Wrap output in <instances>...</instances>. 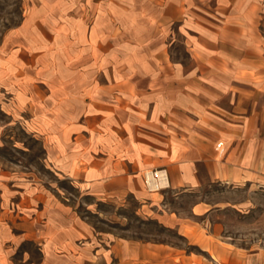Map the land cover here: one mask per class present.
I'll return each instance as SVG.
<instances>
[{
    "label": "crops",
    "instance_id": "0c3cea01",
    "mask_svg": "<svg viewBox=\"0 0 264 264\" xmlns=\"http://www.w3.org/2000/svg\"><path fill=\"white\" fill-rule=\"evenodd\" d=\"M28 1L0 41L2 107L26 112L79 191L132 197L187 248L97 234L46 185L12 181L21 199L0 224V264H32L14 259L24 241L40 247L34 264H264V247L216 238L167 201L206 184L264 187V0ZM154 169L168 187L150 193L141 175Z\"/></svg>",
    "mask_w": 264,
    "mask_h": 264
},
{
    "label": "rangeland",
    "instance_id": "374dc122",
    "mask_svg": "<svg viewBox=\"0 0 264 264\" xmlns=\"http://www.w3.org/2000/svg\"><path fill=\"white\" fill-rule=\"evenodd\" d=\"M29 3L28 0H0V41L4 34L20 23ZM174 51L180 59L186 57L178 42ZM6 99L0 96V224L8 225L9 212L16 211V203L21 199V191L11 182L17 181L19 185H22L20 182L40 183L61 200L72 203L75 211L91 223L97 234L109 233L111 239L119 236L138 243L168 242L187 248L185 240L175 230L164 229L141 214L138 202L132 197L127 196L120 202L102 203L79 191L48 160L42 143L43 134L25 121L26 112L12 113L3 108L6 107ZM10 188L14 191L9 192ZM167 201L174 211L182 212L208 233H214L216 238L242 248L264 247V187L206 184L191 193H170ZM197 203L202 207L196 211H205L199 216L191 211ZM39 249L33 242L24 241L17 246L14 259L20 260L27 254L32 264L38 263L41 259ZM116 259L111 256V264H115ZM93 264L105 263L95 260Z\"/></svg>",
    "mask_w": 264,
    "mask_h": 264
},
{
    "label": "built area",
    "instance_id": "2783aa9c",
    "mask_svg": "<svg viewBox=\"0 0 264 264\" xmlns=\"http://www.w3.org/2000/svg\"><path fill=\"white\" fill-rule=\"evenodd\" d=\"M141 177L146 190L150 193L158 192L168 187L167 174L164 169L145 170L142 172Z\"/></svg>",
    "mask_w": 264,
    "mask_h": 264
},
{
    "label": "bare ground",
    "instance_id": "6f19581e",
    "mask_svg": "<svg viewBox=\"0 0 264 264\" xmlns=\"http://www.w3.org/2000/svg\"><path fill=\"white\" fill-rule=\"evenodd\" d=\"M166 184V183H165Z\"/></svg>",
    "mask_w": 264,
    "mask_h": 264
}]
</instances>
